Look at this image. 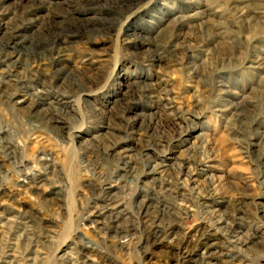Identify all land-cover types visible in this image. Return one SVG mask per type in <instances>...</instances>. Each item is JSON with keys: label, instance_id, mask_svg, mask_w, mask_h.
<instances>
[{"label": "rangeland", "instance_id": "1", "mask_svg": "<svg viewBox=\"0 0 264 264\" xmlns=\"http://www.w3.org/2000/svg\"><path fill=\"white\" fill-rule=\"evenodd\" d=\"M0 20V58L27 39L0 62V264H191L207 237L211 264H264V0H0Z\"/></svg>", "mask_w": 264, "mask_h": 264}, {"label": "bare ground", "instance_id": "2", "mask_svg": "<svg viewBox=\"0 0 264 264\" xmlns=\"http://www.w3.org/2000/svg\"><path fill=\"white\" fill-rule=\"evenodd\" d=\"M24 1V0H22ZM24 4V3H23ZM6 25L3 23L2 20H0V30L5 27ZM19 28V27H18ZM24 36H23V32L22 31H16L14 32L11 37L7 40V44H6V47L12 49L13 51L10 52V53H6L8 51H3L5 52V58H0V62H6L7 59H11V58H15V55H19V53L22 52V50L25 48V44L27 43V39H23ZM32 43H30L31 45ZM4 45V44H3ZM5 46V45H4ZM10 51V50H9ZM52 56H54V60L56 61V63H63L66 61L65 59V56L61 50H58L57 52H53ZM22 57V56H21ZM15 60V59H14ZM18 60V58H17ZM264 60V59H263ZM18 62V61H17ZM259 62H262L264 63V61H262L261 59H259ZM63 66V65H62ZM62 69V68H61ZM22 70V69H21ZM20 71V70H19ZM6 72V71H5ZM21 72V71H20ZM62 72V71H61ZM15 74V73H14ZM13 74V75H14ZM11 77V76H10ZM15 82L18 84V83H21L22 82V79L21 78H17L15 79ZM1 83V82H0ZM15 90V89H14ZM39 92V91H38ZM19 90L17 88V90L15 91V93L13 94H10V98L15 100L17 99L16 97L17 96H21V94H19ZM27 93V92H26ZM40 94H47L46 92L42 91L40 92ZM44 98V97H43ZM42 99V98H41ZM29 100V99H28ZM43 101V100H42ZM14 102V101H13ZM26 102V99L25 100H22V99H18V101H16L14 104L16 105H20L21 103H24ZM1 134V133H0ZM2 138H0L1 140ZM7 147V146H6ZM2 148V147H1ZM4 149H5V146H4ZM7 150L9 151L10 148L7 147ZM42 161H46V159H42ZM261 162L263 163L264 165V154L261 156ZM161 164V163H160ZM166 165V164H165ZM125 166H132L131 164L129 165V162L125 163ZM157 167H164L162 164L161 165H156ZM211 166V165H210ZM208 168V169H206ZM214 168L213 167H197L195 169V178L196 180L194 182H201V181H206L210 179V176H209V171L212 170ZM159 169V168H158ZM125 170V169H124ZM153 172V171H152ZM193 175V174H192ZM191 175V176H192ZM28 177V178H27ZM26 179L29 181V180H32L33 178H31L30 175H27L26 176ZM34 181V180H33ZM216 183V182H215ZM111 189V188H109ZM112 191L110 190L109 193H111ZM146 205V204H145ZM208 207L209 209L210 208H214V206L208 204ZM103 210H104V213L105 214H108V215H111L110 219L112 220V216L118 218L122 215L123 213V210H122V206L119 202V200L114 196L113 193L107 195V200L105 201V205L103 207ZM153 211V210H152ZM150 212V211H149ZM215 211L211 212V213H214ZM125 213V211H124ZM104 214V215H105ZM107 218V217H106ZM235 219V218H234ZM117 220V219H116ZM240 219H236V221H238ZM236 221H231L230 220H225V219H222L221 220H218L216 222H214V224H216V230L214 233L218 234V233H221L222 236H227L231 239V243H233L234 247L235 248H238L241 243L240 241L242 240V236H240V232L238 231V228H237V224L235 223ZM109 222V221H108ZM92 224H98L95 220L92 222ZM155 225V224H153ZM153 227V226H152ZM156 227V226H155ZM215 227V226H214ZM153 229V228H152ZM155 232V231H154ZM156 233L158 234V232L156 231ZM213 234V233H212ZM158 236V235H157ZM160 238V237H159ZM216 240L214 239H211V237H207V238H204L198 248V252H197V255L195 256L194 260L192 261L191 264H211L212 263V260H213V257L215 255V248H216V245H217V242H215ZM219 242V241H218ZM245 242V241H244ZM221 243V242H220ZM246 244V243H245ZM238 245V246H237ZM230 246V245H229ZM243 246V245H242ZM85 249H89L90 247L88 245H85L84 246ZM232 248V247H231ZM230 248V249H231ZM91 249V248H90ZM10 256V255H9ZM8 257V256H7ZM15 257V256H14ZM7 259V258H6ZM11 259V258H9ZM15 260V259H14ZM13 260V261H14ZM191 261V260H190ZM13 263V262H11ZM74 263V262H73ZM83 264H88L86 261H84Z\"/></svg>", "mask_w": 264, "mask_h": 264}]
</instances>
